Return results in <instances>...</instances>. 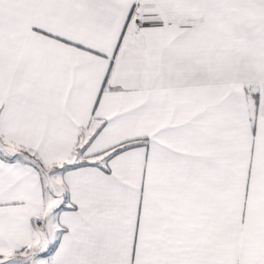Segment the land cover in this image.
<instances>
[{
	"label": "snow or ice",
	"instance_id": "obj_1",
	"mask_svg": "<svg viewBox=\"0 0 264 264\" xmlns=\"http://www.w3.org/2000/svg\"><path fill=\"white\" fill-rule=\"evenodd\" d=\"M0 264H264V0H0Z\"/></svg>",
	"mask_w": 264,
	"mask_h": 264
}]
</instances>
